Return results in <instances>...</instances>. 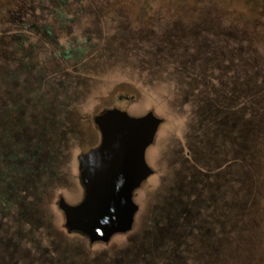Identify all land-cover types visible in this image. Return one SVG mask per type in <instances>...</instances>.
<instances>
[{"label":"rangeland","instance_id":"374dc122","mask_svg":"<svg viewBox=\"0 0 264 264\" xmlns=\"http://www.w3.org/2000/svg\"><path fill=\"white\" fill-rule=\"evenodd\" d=\"M73 1L63 7L66 22L58 32V25L48 17L39 22L42 29L54 24L49 28L57 32V40L51 42L47 35L45 41L38 37L31 41L36 48L26 84H20L26 80L24 74L14 88L2 84L16 94L14 101L12 97L3 100L4 106L10 109L14 104L16 113L23 115L14 150L17 148L20 157L22 152L31 155L27 169L13 176L10 208L0 213V240L9 245L3 260L10 264L18 256L19 264H60L46 252L50 245L56 254H69L74 264H212L205 253L211 241L210 218L219 213L210 203L217 197L214 185L219 184L223 196L226 193L215 172L230 150L225 139L245 131L248 76L253 84H264V13L256 11L264 0H210L242 11L238 16L248 33L244 40L247 46L249 42L247 51H236L229 41L213 35L220 21L208 16L206 0H187L189 4L183 7L196 4L198 10L182 18L180 14L170 16L169 7L174 3L157 7L166 16L158 19V26H163L157 30L152 29L145 8L130 9L120 0H83L80 6ZM93 7L99 13L81 14ZM76 12L79 15L73 19ZM139 13L144 16L138 18ZM224 14L236 20L232 14ZM168 27L176 30V37L161 39L160 32L164 36ZM92 31L94 35L89 36ZM85 38L87 45L83 44ZM68 44L70 48L83 44L88 52L63 61L59 54ZM249 51L254 65L248 63ZM240 104L243 106L237 111L231 110ZM111 108L131 116L151 111L164 122L146 152L153 174L135 192L138 211L132 234L88 248L67 237L58 202L61 197L70 205L81 200L78 156L99 144L93 118ZM202 110H207L211 122L202 120ZM195 160L203 161L209 172L199 177L193 168ZM9 180L10 174L2 183ZM199 180L204 182L201 189ZM32 194L35 203L30 202ZM196 197L207 200L202 216L197 213ZM166 221H172L173 239H162L159 247L154 244L157 237L152 235L155 240L151 241L149 229ZM187 231L189 234H181ZM180 235L189 240L185 247L179 249L178 244L177 253L153 258L151 249H159L161 254ZM141 245L146 253L138 251ZM138 254L145 257H136Z\"/></svg>","mask_w":264,"mask_h":264},{"label":"trees","instance_id":"16d2710c","mask_svg":"<svg viewBox=\"0 0 264 264\" xmlns=\"http://www.w3.org/2000/svg\"><path fill=\"white\" fill-rule=\"evenodd\" d=\"M70 1L71 0H0V213L9 209L11 206V194L15 187L13 176L25 171L28 163L31 162L30 154L26 155L25 152H22L23 156L20 157L17 154V148L14 150V148L17 147L15 137H17V134L21 130L23 115L22 113H18V110L16 113L15 110L17 107L14 106V104L11 105L10 109L4 106L3 100L12 97L14 101L16 94L12 88L6 89L2 87V84H12L11 87L14 88L13 84H18L17 78L23 74L26 76V80L25 82H20V84H26L28 79L27 75L29 74L31 66L33 67L31 53L36 48V46L31 44V41H33L35 37H38L41 42L42 40L45 41L48 39H44L47 35L50 36L49 38L51 39L48 40L51 42L57 40L56 34L60 28L62 29L66 22L65 17L62 15V10L66 4L71 3ZM195 1L197 0L193 2ZM212 1H204L206 3L204 6L209 7L210 14L208 16L212 17V21L213 18L220 21L216 23L217 28L213 31V35L218 37V39L229 41L231 43L230 47L236 51L241 49H246V51L247 49L250 50L249 42H247L248 46L244 42L246 34L248 33L244 26H242L243 22L240 20V16H238L242 11L237 7L229 5V2L227 3L228 5L217 6L219 4H215ZM73 2L77 3L79 6L80 4H84L83 0H81V2H79V0H74ZM120 2L129 5L130 9L133 7L145 8L147 12L145 16H148L151 25H153V30L162 28L160 26L163 25L159 24L160 26H158V22L160 19H164L163 17H166L163 11L157 7L174 3L173 7H169L171 10L170 16L180 14V16L178 15L180 18L183 17V14H190L192 10H198L196 4H192L190 7H183L182 5L189 4L187 0H120ZM118 7H120V5ZM80 8L83 9L86 7ZM181 8H183L182 12ZM206 10L208 9L206 8ZM222 10L228 12L230 15L232 14L236 20H234V18L231 20L226 18ZM256 11H258L259 14L264 13V2L260 3ZM85 13L93 14L99 12L96 7H93V11L85 10L84 13L81 14L83 15ZM73 15L72 18L74 19L79 14L76 12ZM197 15L199 16L198 12ZM43 16L48 17L50 22H55V24L58 25L57 32L49 28L54 24H50L47 29L41 28L42 25H40L39 22H42ZM142 16H144V14L139 13L137 17L140 18ZM219 25L223 27H218ZM164 30V36H162L160 32L161 39L162 37L174 38L177 35L176 30L172 27L165 28ZM89 33V36L94 35L93 31ZM83 40V44H86L87 39L85 38ZM251 40H253V38H251ZM83 44L77 48H70L68 44L67 50L59 54L60 58H62V60L64 58V60H67L73 55L79 57L85 56L88 50L82 48V46H84ZM24 49H26L25 53L23 52ZM247 60L250 65H254L251 51H249V53L247 52ZM236 64H238V62H236ZM23 65H25V67ZM8 66H11V70H9ZM246 69L250 70L247 67ZM253 83L254 79L248 76L244 108V111L247 112V120H245L247 125L245 131L244 133L242 131L234 137H230L229 134V139H225L230 150L224 161L222 163L219 162V168H217L215 172L217 173L215 177L219 176L222 178L226 193L223 196L219 184L214 185V195H217V197L210 201V203L219 209V213L214 217H209L212 223L209 229H212V232L210 233L211 241L205 253V257H210L212 264H264V84ZM240 106H243V104L234 105L231 110L237 111V108ZM202 112V120L207 119L210 121L207 110H202ZM8 121L10 122L9 126L6 124ZM232 125L234 127L236 126L233 120ZM223 133H225V131ZM226 135H228V133H226ZM192 162L196 174H198V172L200 173L199 177L209 172V168L205 166L203 161L195 160ZM8 174H10V180L8 181L10 183H2L3 178L7 177ZM210 174L212 175V173ZM210 180L212 182V177ZM201 183L204 182L199 180V189L203 186ZM218 191L221 194L220 196H218ZM34 194L31 195L30 201L33 203H35L36 200ZM197 200L199 201L197 213L199 216H202V212L205 211L207 200L206 198H197ZM24 216L26 217L27 215L25 214ZM183 217H185V215H183ZM171 225L172 221H166L163 225H161V223H157L156 226L153 225L151 229H149L151 241L152 238L154 239L152 235L157 237L158 239L154 244L156 243L160 247L162 239L172 238L173 231L170 230ZM181 234H189V231L185 233L182 232ZM66 235L71 239H81V236L77 234ZM185 235H180L179 240H174V243L171 240V242L168 243L169 248H165L164 251L161 250V254L158 252L159 249L157 251L151 249L150 252L155 254L153 258L156 257L155 259H157V257H160L164 259L168 258L171 254L177 253L180 248L185 247L189 242ZM178 244L179 249L177 250L176 247ZM8 246L9 245L5 242L1 243L0 240V264H8L3 260V258L7 259V254L4 257L3 254L6 253L5 248ZM141 247L140 249L138 248V251H147L146 247L144 248L142 245ZM47 249L48 251L46 252H50L49 254L55 257L60 264H71L73 262L69 254H56L54 248L50 245L47 246ZM139 255L140 254L136 257H145L144 255ZM184 255L186 256V254ZM8 257L10 258V254H8ZM11 259L12 261L10 264H19L18 256Z\"/></svg>","mask_w":264,"mask_h":264},{"label":"water","instance_id":"95a60500","mask_svg":"<svg viewBox=\"0 0 264 264\" xmlns=\"http://www.w3.org/2000/svg\"><path fill=\"white\" fill-rule=\"evenodd\" d=\"M100 142L78 156L81 200L70 205L61 197L66 234H77L81 245H108L116 236L132 234L138 206L135 192L153 174L146 152L164 120L153 112L131 116L118 108L93 118Z\"/></svg>","mask_w":264,"mask_h":264}]
</instances>
